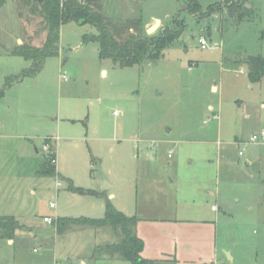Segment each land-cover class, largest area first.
Segmentation results:
<instances>
[{"label":"rangeland","instance_id":"1","mask_svg":"<svg viewBox=\"0 0 264 264\" xmlns=\"http://www.w3.org/2000/svg\"><path fill=\"white\" fill-rule=\"evenodd\" d=\"M187 1L102 0L111 19L140 17L143 35L182 29L154 61L120 68L100 59L97 42L82 41L95 28L68 21L60 27L61 57H47L32 76L23 73L31 61L12 51L41 45L38 21L23 32L21 20L6 5L0 9V215L21 225L9 242L0 239V264L64 263L71 247L89 239L118 241L106 225L53 243L43 216H102L100 200L69 191L67 179L83 189L101 190L106 182L104 195L113 192L121 206L152 215L206 218L166 230L191 249V261L200 255L207 264H264L263 153L248 144L238 156L242 142L264 126V78L250 82L246 60L264 58V0H247L242 19L224 5L208 9L226 0H198L194 13ZM155 18L160 22L148 34ZM46 142L61 175L41 173Z\"/></svg>","mask_w":264,"mask_h":264},{"label":"trees","instance_id":"2","mask_svg":"<svg viewBox=\"0 0 264 264\" xmlns=\"http://www.w3.org/2000/svg\"><path fill=\"white\" fill-rule=\"evenodd\" d=\"M6 0H0V6ZM18 13L26 19H37L38 31L44 33L40 46L27 43L17 46L12 53L30 60L31 65L24 74L34 75L42 67L47 57L57 56L59 52V34L63 23L74 21L95 28L96 34H84L82 41H96L98 57L109 59L114 65L125 68L139 65L145 60L154 61L162 55L163 49L179 37L182 29H163L156 36L143 35L142 19L140 17L126 18L117 21L103 13L102 0H14ZM247 0H226L224 4H212L209 10L227 8L228 15H236L242 19L246 13L244 4ZM187 9L195 12L200 9L198 0H188ZM247 78L250 82H259L264 78V58L256 56L255 61H248ZM10 82H7V86ZM3 91H0V95ZM50 150V149H49ZM48 151L42 163L41 173L52 175L56 172L55 154ZM67 189L71 192L101 195L104 197V214L100 218L86 216L52 218L50 223L57 234H64L74 228H100L109 225L118 236V241L111 244L96 245L91 253V259L120 258L130 264H154V260L143 257V240L136 234V216H127L116 209L110 199L94 190L83 189L73 185L67 179ZM21 225L14 216L0 215V239H13ZM213 264V263H209Z\"/></svg>","mask_w":264,"mask_h":264},{"label":"crops","instance_id":"3","mask_svg":"<svg viewBox=\"0 0 264 264\" xmlns=\"http://www.w3.org/2000/svg\"><path fill=\"white\" fill-rule=\"evenodd\" d=\"M5 5L7 6L8 10L12 11V17L14 19L17 17L21 20V28L23 29V32L26 30L29 31L30 27V22H32V19H26L25 16L21 17L18 13V11H15L17 8V4L14 0H6L2 6H0L1 10H4ZM16 13V14H15ZM43 38H44V33L38 31ZM61 33L59 34V52L58 55L61 57L62 55V46H61ZM101 73L104 75L106 73L105 69L101 70ZM57 140V137H55ZM49 140V139H47ZM44 145H47V150L50 149L49 144L44 143ZM55 154V161H54V166L56 169V172L61 175L60 171L57 168V155L56 152ZM249 159V158H248ZM251 163H253L252 160L249 159ZM250 163V164H251ZM107 187H110V185L106 182L102 185L101 190L100 189H94L90 188V190H94L99 194H103V196H106L108 199H110L111 203L118 209L119 211L123 212L127 216H136L138 218V221L135 226V232L136 234L143 240V249L141 254L143 257L152 259L154 260V264H207L205 261L203 262L202 257L195 258V261H191L188 255L191 254L190 248H186L183 244L181 246H178L176 243L178 241L177 236L175 234H170L166 230L170 228L171 223L174 222H183V221H190V220H197V222H205L207 221L206 218L203 217V219H192L190 217H176V212L173 213V215H170V211H167L166 213L160 214V216L152 215L153 213H150L149 210L144 209V208H139V207H124L121 206L118 202L115 201L117 198V195L113 192H107L106 195H104V191H106ZM104 188V190H103ZM90 195V194H86ZM100 200L99 206H97V210H100L102 212V216L104 214V197H101V195H91ZM55 207V206H54ZM215 205L211 206V210L217 211ZM162 211H165V208L162 207ZM60 215H55V217H58ZM79 216H86V217H91V218H100L99 215H79ZM67 217H78V216H67ZM47 223V222H46ZM49 224V223H47ZM86 228H74L70 231H67L64 234H57L56 231L53 229V236H52V241L55 244L59 240L63 239H70L78 234L83 233L82 231H85ZM100 229V228H99ZM164 229V230H160ZM98 231V230H97ZM96 231V233H99ZM101 231L102 234V240H104L108 235L104 232ZM35 238L38 237L37 234L34 235ZM10 240H7L9 242ZM97 241L94 240H88L83 247L80 249V247H71L70 251L67 253V258H63L64 263H55V264H96L97 260L91 259V255L89 256L91 250L96 246ZM93 247V248H92ZM71 258H70V257ZM228 258L231 260V258L228 255ZM100 260L99 263H104L107 262V260ZM69 260L71 261L69 263ZM110 260V259H109ZM108 263V262H107ZM104 263V264H107Z\"/></svg>","mask_w":264,"mask_h":264},{"label":"built area","instance_id":"4","mask_svg":"<svg viewBox=\"0 0 264 264\" xmlns=\"http://www.w3.org/2000/svg\"><path fill=\"white\" fill-rule=\"evenodd\" d=\"M199 44L201 46V48H205L207 47V42L203 37L199 38ZM59 77L63 80L67 79L66 73L65 72H60L59 73ZM244 145H242L243 147H240L238 150V156L240 158L244 157V147L248 144L251 145H255L258 146L260 148V150L262 151L263 155H262V159L261 161L264 163V126L260 127L259 129H257L256 131H254L253 133H251V135L248 137V140L245 142H242ZM45 150H47V145H44L43 147ZM55 160H53L54 162ZM246 161L248 163H251L249 161V159L247 158ZM55 205L54 203H50L49 207L53 208ZM215 208V207H214ZM43 221L47 222V223H51L52 222V218L50 216H43Z\"/></svg>","mask_w":264,"mask_h":264},{"label":"water","instance_id":"5","mask_svg":"<svg viewBox=\"0 0 264 264\" xmlns=\"http://www.w3.org/2000/svg\"><path fill=\"white\" fill-rule=\"evenodd\" d=\"M159 22H160V20L155 18L154 22L148 28H146V32L149 34L150 32L154 31L157 28ZM255 59H256L255 56H252V55L246 56V60H248V61L253 62V61H255Z\"/></svg>","mask_w":264,"mask_h":264}]
</instances>
